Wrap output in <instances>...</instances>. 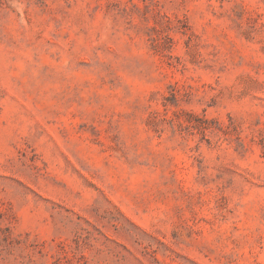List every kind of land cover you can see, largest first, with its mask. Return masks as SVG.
<instances>
[{
  "label": "rangeland",
  "instance_id": "rangeland-1",
  "mask_svg": "<svg viewBox=\"0 0 264 264\" xmlns=\"http://www.w3.org/2000/svg\"><path fill=\"white\" fill-rule=\"evenodd\" d=\"M0 264H264V0H0Z\"/></svg>",
  "mask_w": 264,
  "mask_h": 264
}]
</instances>
